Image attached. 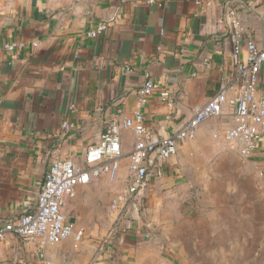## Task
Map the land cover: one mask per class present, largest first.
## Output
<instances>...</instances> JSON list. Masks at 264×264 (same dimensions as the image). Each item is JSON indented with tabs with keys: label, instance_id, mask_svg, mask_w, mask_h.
Segmentation results:
<instances>
[{
	"label": "crops",
	"instance_id": "0c3cea01",
	"mask_svg": "<svg viewBox=\"0 0 264 264\" xmlns=\"http://www.w3.org/2000/svg\"><path fill=\"white\" fill-rule=\"evenodd\" d=\"M234 21L244 51L248 41L264 45V0H0V223L35 210L52 162L84 164L86 149L110 123L140 112L156 134L178 130L233 76ZM101 22L108 28L91 37ZM147 79L158 87L142 103ZM258 88L264 90V65ZM163 90L169 99H161ZM235 124L226 104L194 139L179 143L166 173L135 197L129 154L136 134L121 128L118 177L94 178L65 201L74 233L42 247L8 234L0 239V264L161 262L168 229L180 227V204L208 176L211 156L232 149L223 133ZM245 161L264 178V140Z\"/></svg>",
	"mask_w": 264,
	"mask_h": 264
},
{
	"label": "built area",
	"instance_id": "2783aa9c",
	"mask_svg": "<svg viewBox=\"0 0 264 264\" xmlns=\"http://www.w3.org/2000/svg\"><path fill=\"white\" fill-rule=\"evenodd\" d=\"M160 1L145 0L149 5ZM107 28L106 22L98 23L89 35L98 37ZM239 32V22L234 21L228 31L233 76L225 77L219 90L208 101L195 106L192 117L178 130L156 134L148 128L140 112L134 118L110 123L100 141L86 149L84 164L73 158H58L52 162L41 185L35 210L0 223V239L16 234L27 240H37L42 247L47 242L59 243L70 237L74 225L66 219L65 201L75 196L78 186L88 184L94 178L106 175L115 180L118 177L124 156L121 128H131L136 134L134 148L129 154L132 173L129 193L133 197L142 195L152 180L162 177L169 160L178 154L179 143L194 139L200 125L219 116L226 104L233 107L236 124L223 133V138L242 156H250L264 140V90L258 88L259 73L264 65V45L248 41L244 51ZM157 87L152 79H147L140 87L141 102H147ZM230 92L234 94L232 97ZM169 96L168 90L160 93L162 100L169 99ZM63 126L70 128L72 125L65 122ZM83 234L82 229L77 231V239Z\"/></svg>",
	"mask_w": 264,
	"mask_h": 264
},
{
	"label": "rangeland",
	"instance_id": "374dc122",
	"mask_svg": "<svg viewBox=\"0 0 264 264\" xmlns=\"http://www.w3.org/2000/svg\"><path fill=\"white\" fill-rule=\"evenodd\" d=\"M227 152L211 156L208 176L180 204V227L168 229L156 264H264V178L239 151Z\"/></svg>",
	"mask_w": 264,
	"mask_h": 264
}]
</instances>
